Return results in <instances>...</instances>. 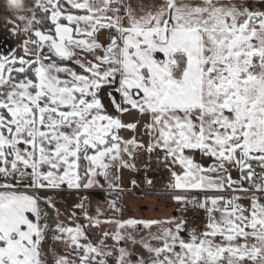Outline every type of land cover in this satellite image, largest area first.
<instances>
[{"label":"snow or ice","instance_id":"6c2138e0","mask_svg":"<svg viewBox=\"0 0 264 264\" xmlns=\"http://www.w3.org/2000/svg\"><path fill=\"white\" fill-rule=\"evenodd\" d=\"M5 2L0 264H264V0ZM142 153L203 229L89 210Z\"/></svg>","mask_w":264,"mask_h":264},{"label":"rangeland","instance_id":"374dc122","mask_svg":"<svg viewBox=\"0 0 264 264\" xmlns=\"http://www.w3.org/2000/svg\"><path fill=\"white\" fill-rule=\"evenodd\" d=\"M2 30L0 29V53H6L10 48H16L20 43V39L16 36H13L9 29ZM100 39L104 40L101 35ZM144 156V153L141 154ZM140 155V157H142ZM138 170L130 171L128 169H123L120 173V187L124 189L123 193H120V200L118 206L121 208L120 213L113 212L107 205L108 199H115L116 197H110L109 192L106 189L93 188L81 192L79 195L83 196L87 194L90 199V211H93L99 206L104 213V216H115L118 219H157L164 220L172 216L181 217L179 211L182 208L180 205H177L171 198V193H150L146 191H136L135 188H132L130 181L135 179L137 181V187L141 188L143 184V172L137 167ZM103 181V180H102ZM103 183V182H102ZM51 193L46 191H41L40 196L44 197L50 195ZM117 194V193H116ZM117 196V195H116ZM56 199L58 201L57 206L63 212L66 208H71L77 200L76 192H60L56 194ZM183 217V216H182ZM186 221V228L189 230H201L198 227H194L191 221L188 218L183 217ZM143 234V233H141ZM136 236L137 239L140 238V235ZM186 235V234H185ZM112 242L109 241V244ZM55 249L57 252L60 251V245L56 243ZM129 247H133L129 245ZM136 252L142 251L139 245L134 246Z\"/></svg>","mask_w":264,"mask_h":264},{"label":"built area","instance_id":"2783aa9c","mask_svg":"<svg viewBox=\"0 0 264 264\" xmlns=\"http://www.w3.org/2000/svg\"><path fill=\"white\" fill-rule=\"evenodd\" d=\"M141 159L138 157L135 161L136 164H140ZM143 184L141 188H138V191H146L150 193H165V186L167 185L170 177L166 172L163 165L157 163L155 156L152 160L145 161L143 164ZM145 177L151 179L153 184L151 187L145 185ZM180 215L187 217L191 220L192 223H200L206 216L205 212L201 209L195 208L192 205H189L187 209H181Z\"/></svg>","mask_w":264,"mask_h":264},{"label":"crops","instance_id":"0c3cea01","mask_svg":"<svg viewBox=\"0 0 264 264\" xmlns=\"http://www.w3.org/2000/svg\"><path fill=\"white\" fill-rule=\"evenodd\" d=\"M131 2H135V0H131ZM9 18V14L7 13V10H6V2L5 0H0V29L4 30L6 29L7 27H9V25H7L5 23L6 19ZM101 37L103 39H105L104 35L101 34ZM137 119V117L133 114V115H125L124 116V120L126 122H135V120ZM128 135L130 136L131 133H128ZM145 141L147 140V137H144ZM142 156V155H141ZM142 159L144 160H150L147 156L146 153H144V156H142ZM199 159V157H198ZM102 179H101V183H102ZM206 222V217L198 224H193L194 227H198L199 229H203V226Z\"/></svg>","mask_w":264,"mask_h":264},{"label":"trees","instance_id":"16d2710c","mask_svg":"<svg viewBox=\"0 0 264 264\" xmlns=\"http://www.w3.org/2000/svg\"><path fill=\"white\" fill-rule=\"evenodd\" d=\"M110 197H116V193H111V194H108Z\"/></svg>","mask_w":264,"mask_h":264},{"label":"flooded vegetation","instance_id":"af4514ba","mask_svg":"<svg viewBox=\"0 0 264 264\" xmlns=\"http://www.w3.org/2000/svg\"><path fill=\"white\" fill-rule=\"evenodd\" d=\"M122 134H126V135H128V133H122Z\"/></svg>","mask_w":264,"mask_h":264}]
</instances>
